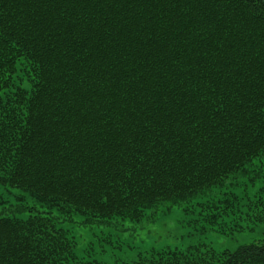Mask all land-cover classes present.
Here are the masks:
<instances>
[{
    "label": "trees",
    "instance_id": "trees-1",
    "mask_svg": "<svg viewBox=\"0 0 264 264\" xmlns=\"http://www.w3.org/2000/svg\"><path fill=\"white\" fill-rule=\"evenodd\" d=\"M263 156L264 0H0V185L41 207L0 210V264H110L65 225L122 236L165 203L251 230L264 186L222 188ZM117 264H264V237Z\"/></svg>",
    "mask_w": 264,
    "mask_h": 264
},
{
    "label": "rangeland",
    "instance_id": "rangeland-1",
    "mask_svg": "<svg viewBox=\"0 0 264 264\" xmlns=\"http://www.w3.org/2000/svg\"><path fill=\"white\" fill-rule=\"evenodd\" d=\"M16 83L28 87L27 80L16 79ZM255 162L256 166L251 168L255 170L230 179L222 191L234 189L241 194L248 188V191L253 193L256 188L264 186V156ZM255 175L258 176L253 184L251 178ZM219 193H221L219 189H214L210 192V196H219ZM26 195L27 193L20 188L0 185V210L5 211L6 214L15 213L27 216L31 211L29 206L41 209L39 204L34 203ZM22 196L26 197L22 198ZM207 199L208 197H202L199 200L204 202ZM193 203L176 204L171 207L169 203H165L139 223L125 221L132 227L122 236L115 235L108 230L103 232L97 226L83 228L71 224L65 226L77 236L78 250L86 258L98 259L110 264L133 261L140 253L153 248L157 250L166 247L186 249L190 246L201 245L214 247L217 250H235L240 245L258 241L264 237V222L256 224L251 230L246 228L250 227L249 225L243 230L229 229L228 234L220 233L212 228H203L205 223L203 215L200 216L198 207ZM19 204H25L27 207L21 212L12 210L13 206ZM38 209L34 208L32 212L37 213ZM199 217L201 221H197ZM230 219L233 221L232 217ZM230 219L226 221L229 222ZM107 234L111 235L109 236L110 242L104 239Z\"/></svg>",
    "mask_w": 264,
    "mask_h": 264
}]
</instances>
